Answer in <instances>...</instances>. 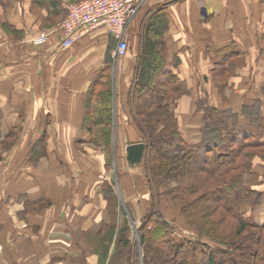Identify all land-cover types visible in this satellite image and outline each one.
<instances>
[{
	"label": "crops",
	"instance_id": "0c3cea01",
	"mask_svg": "<svg viewBox=\"0 0 264 264\" xmlns=\"http://www.w3.org/2000/svg\"><path fill=\"white\" fill-rule=\"evenodd\" d=\"M81 1L0 0V264H71L106 221L101 176L80 148L100 126L111 145L139 144L130 109L139 83L157 90L174 76L182 132L199 123L200 104L240 113L259 102L264 114V0H145L123 58L102 26L59 48L55 30Z\"/></svg>",
	"mask_w": 264,
	"mask_h": 264
},
{
	"label": "trees",
	"instance_id": "16d2710c",
	"mask_svg": "<svg viewBox=\"0 0 264 264\" xmlns=\"http://www.w3.org/2000/svg\"><path fill=\"white\" fill-rule=\"evenodd\" d=\"M175 81L168 74L157 90L148 89L147 82L136 88L135 95L149 102L135 118L148 140L143 172L149 182L147 202L156 210L155 216L145 215L144 226L138 231L143 264H162L161 256L171 257V264H264V177L259 183L248 180L264 170L261 103L245 105L240 113L200 104L195 109L201 116L199 123L182 132L175 115L176 100L181 96L175 92V88L180 91L174 88ZM105 89L98 99L109 97L110 90ZM99 129L104 140L97 143L93 137L94 150L111 146L112 131L103 126ZM100 191L107 209L119 207L123 221L118 225L104 221L94 234L85 236L84 248L76 245L82 251L69 262L131 264L130 221L122 208L128 211L127 204H119L109 184H102ZM162 197L178 206L190 237H179V228L156 208ZM112 244L115 254L110 252Z\"/></svg>",
	"mask_w": 264,
	"mask_h": 264
},
{
	"label": "rangeland",
	"instance_id": "374dc122",
	"mask_svg": "<svg viewBox=\"0 0 264 264\" xmlns=\"http://www.w3.org/2000/svg\"><path fill=\"white\" fill-rule=\"evenodd\" d=\"M65 18V17H64ZM63 21V20H62ZM61 23L57 26L56 30L60 27ZM55 30V31H56ZM45 32V31H44ZM49 33V32H46ZM135 101L130 97V101H132V104L130 106V109L132 108L131 115H134L135 118V113L143 114V110L148 106L149 102L145 98H143L141 95H135L134 98ZM135 110V111H134ZM141 114V115H142ZM136 129L135 131L140 134V141L139 144H142L145 146L146 149V144H147V139L143 138L142 132L139 131V123L136 121ZM134 131V132H135ZM94 133V141L97 143H101L102 140H104V136L102 133V129L96 130ZM142 135V136H141ZM127 144L124 145H111L109 148L103 147L98 151H94L93 148L87 147V150L84 148H80L81 151H84V155H89L90 156V164L91 166L94 167L93 171H99V175L101 176L100 181L98 182V185L96 189L100 190L102 187V184H109L111 188L114 190L116 193L119 204L124 205L128 207V211L126 208L122 206V208L125 210V212H128V218H129V234H128V241L131 242L132 245V251L130 255L131 259V264H143V248L141 247L139 243V236L138 234L140 232L139 229L144 226L143 222L145 219V215L149 213L151 216H155V206L153 205L152 208H150V204L147 202L149 200V193L148 189L146 188V183L148 182L146 175H144V155L143 158L141 159V163L139 164H132L129 165L128 161H126V156H127ZM84 149V150H83ZM144 149V152H145ZM75 151V150H74ZM259 153V151L257 152ZM94 155H97L96 157H93ZM100 158V160H98ZM98 160V161H97ZM104 166V170H103ZM260 171V170H259ZM71 177H74V179L79 178V180H84L82 175H79V171L75 170L73 168L71 171ZM96 174V175H98ZM264 177V170H261L260 172L257 173V175H252L248 179L252 184V182H260L261 179ZM263 181V180H262ZM149 183V182H148ZM261 186L259 184V190ZM147 194V195H146ZM145 196V197H144ZM145 198L146 200L143 202L142 198ZM137 203V204H134ZM155 203V200H154ZM160 206L159 208L157 207V203H155L156 208L161 210L163 213V216L166 217L171 223L177 227L180 236L179 237H190L192 235L191 231L186 230L184 227L183 221L184 219L178 215L179 208L175 204L173 205L172 203L169 202V200L165 197L161 198L160 201ZM44 203L40 204L39 206H43ZM34 206V208H29L28 210L30 212H36L37 210H40V207ZM46 207V206H43ZM260 208H257L256 210H259ZM36 210V211H35ZM122 213L117 207L116 211L107 209L106 206V221L115 223L118 225V223L122 219ZM104 222V221H103ZM103 224V223H102ZM122 226L119 227V229ZM98 228L97 230H99ZM68 232V231H67ZM54 234V232H49ZM117 238V237H115ZM116 243V239H115ZM112 251L113 254L116 252V248L114 247V244H112ZM6 253H8L7 250H5ZM9 257L11 258V252H9ZM162 264H171L173 261L171 257L168 256H161ZM59 259V257H56ZM127 261V259H126ZM65 262V261H64ZM121 261H119L120 263ZM66 263V262H65ZM67 264V263H66Z\"/></svg>",
	"mask_w": 264,
	"mask_h": 264
},
{
	"label": "built area",
	"instance_id": "2783aa9c",
	"mask_svg": "<svg viewBox=\"0 0 264 264\" xmlns=\"http://www.w3.org/2000/svg\"><path fill=\"white\" fill-rule=\"evenodd\" d=\"M145 0H82L80 3L68 4L67 13L58 28L61 34L60 49H69L87 32L105 27L117 41L114 51L115 58H123L128 50L123 39L126 27L133 21L134 16ZM50 33L40 32L35 40L41 45L48 40Z\"/></svg>",
	"mask_w": 264,
	"mask_h": 264
},
{
	"label": "water",
	"instance_id": "95a60500",
	"mask_svg": "<svg viewBox=\"0 0 264 264\" xmlns=\"http://www.w3.org/2000/svg\"><path fill=\"white\" fill-rule=\"evenodd\" d=\"M144 149L145 146L142 144H130L127 146L126 161H128L129 165L141 163V159L144 155Z\"/></svg>",
	"mask_w": 264,
	"mask_h": 264
}]
</instances>
